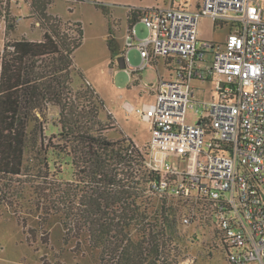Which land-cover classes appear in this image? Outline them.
<instances>
[{
  "label": "built area",
  "instance_id": "1",
  "mask_svg": "<svg viewBox=\"0 0 264 264\" xmlns=\"http://www.w3.org/2000/svg\"><path fill=\"white\" fill-rule=\"evenodd\" d=\"M135 10L149 33L139 38L136 24L128 26L126 47L140 49L143 60L127 65L131 75L158 58L174 72L150 85L151 102L125 103L150 124L146 164L159 174L152 190L185 203L184 225L197 209L209 217L232 264H264V0ZM202 16L230 23L224 41L200 38ZM190 108L195 123L187 121Z\"/></svg>",
  "mask_w": 264,
  "mask_h": 264
},
{
  "label": "trees",
  "instance_id": "2",
  "mask_svg": "<svg viewBox=\"0 0 264 264\" xmlns=\"http://www.w3.org/2000/svg\"><path fill=\"white\" fill-rule=\"evenodd\" d=\"M31 1L32 16L38 12L36 24L46 30L41 40L21 37L4 47L0 176L21 178L22 183H33L28 178L37 176L41 198L60 206L68 234L85 232L89 246L100 249L99 264L177 263L185 254L179 229V219L182 222L187 212L185 203L152 190L159 174L146 164L148 151L126 135L109 137L116 119L111 114L107 120L100 118L105 104L97 91L90 84L86 89L72 88L73 54L83 38L81 24L48 14L51 0ZM135 9L129 11V27L140 21L141 11ZM2 12L0 5V17H5ZM49 104L59 107L58 129L46 142L39 114ZM29 149L43 157L36 170L26 159ZM52 178L56 182L47 187ZM7 198H0V203L10 205ZM169 199L179 206L168 205Z\"/></svg>",
  "mask_w": 264,
  "mask_h": 264
},
{
  "label": "rangeland",
  "instance_id": "3",
  "mask_svg": "<svg viewBox=\"0 0 264 264\" xmlns=\"http://www.w3.org/2000/svg\"><path fill=\"white\" fill-rule=\"evenodd\" d=\"M168 1L51 0L47 7L48 14L63 22H79L83 29L82 43L73 54L76 68L73 66L72 88L75 91L86 89L90 84L104 100L105 106L100 112V118L107 120L110 113L117 117L118 124L115 123V128L109 130V137L115 139L121 135L125 136L126 133L142 151H148L151 139L150 124L136 112H128L125 103L129 102L138 107L145 102H151L153 96L148 88L150 89V85L156 81L157 71L151 67L143 68V81L148 88L143 85V81L140 85L133 84L127 67L112 65L114 51L111 50L110 44L114 50L120 46L128 51V64L140 66L143 61L140 49L128 50L126 47L129 26L127 11L131 8L167 6ZM199 1L179 2H187L186 6L194 10ZM30 3L32 5L33 2L10 0L8 3H0L3 7L2 15L6 14L5 17H0V71L2 54L7 43L10 44L21 37L39 39L46 30L42 24H36L37 20L39 21L36 18L38 12H35V17L32 16L34 9ZM229 26L230 23L220 24L208 16H202L199 21L200 38L224 41ZM72 27L75 25L72 24ZM136 29L139 38H144L149 33L142 21L136 24ZM68 33L75 35V31L70 30ZM194 83L199 87L209 88H215L216 85L215 82L203 83L198 80ZM199 95L204 96L202 91ZM39 115L43 121L45 141L48 142L50 136L58 129L55 124L58 122L59 107L49 104ZM196 117V108H190L187 121L195 123ZM42 158V154L36 149H29L26 153L29 165L35 170L41 165ZM30 177L28 182L33 183H22L19 180L21 178L5 179L0 176V198H7L8 195L7 199L11 201L10 205L0 203V264H99L100 249L89 246L85 232L73 231L68 234L66 216L57 209L60 206H54L49 199L41 198L39 189L36 188L40 181L37 176ZM47 181V187L56 182L54 178ZM61 186L64 187V184ZM5 188L8 190L6 195ZM171 199L167 204H175L176 207L178 203L175 199L172 202ZM179 222L181 236L185 240V254L182 258L179 257L177 263L170 264H232L227 258L215 225L201 210H196V216L190 224L184 225L180 219Z\"/></svg>",
  "mask_w": 264,
  "mask_h": 264
},
{
  "label": "crops",
  "instance_id": "4",
  "mask_svg": "<svg viewBox=\"0 0 264 264\" xmlns=\"http://www.w3.org/2000/svg\"><path fill=\"white\" fill-rule=\"evenodd\" d=\"M187 2L185 3H180V2H173L172 0H169L167 2V6H170V5H180V6H184L186 8H188L186 6ZM130 11V10H129ZM129 11H127V25H129ZM139 22V21H138ZM137 22V23H138ZM136 23V24H137ZM122 25V24H121ZM127 35V34H126ZM30 39V38H29ZM41 38L39 39H32V40H41ZM127 50V49H126ZM127 52L125 51V49L121 48L120 46H117L115 47V50L114 52L112 53V65H116V66H120L119 65V60H120V57H123L125 59V54ZM123 58H121V61L124 63H126V67L128 65V63L126 62V60H124ZM147 67H151V68H154L156 71H157V78L156 80L160 77V76H164V77H171L173 75V68L172 66H168L165 59L164 58H158L156 59V61L154 62V65L152 66H147ZM145 67V68H147ZM144 68V69H145ZM142 69H139V71H136L135 74L132 76V83L133 84H137V85H140L141 81H143L145 79L144 75L142 74ZM134 76H137V77H134ZM145 82L143 81V85L145 86L146 84H144ZM147 87V85H146ZM148 88V87H147ZM148 91L152 94L153 96V99H154V93L148 88ZM147 103V102H145ZM115 119H116V123L118 124V120H117V117L115 116V114L113 113H110ZM125 135H128L125 133ZM129 136V135H128Z\"/></svg>",
  "mask_w": 264,
  "mask_h": 264
},
{
  "label": "water",
  "instance_id": "5",
  "mask_svg": "<svg viewBox=\"0 0 264 264\" xmlns=\"http://www.w3.org/2000/svg\"><path fill=\"white\" fill-rule=\"evenodd\" d=\"M121 58H123V57H120V60H119V65H120V67H122V68H126V63L124 62H122L121 61ZM124 59V58H123ZM125 60V59H124Z\"/></svg>",
  "mask_w": 264,
  "mask_h": 264
}]
</instances>
